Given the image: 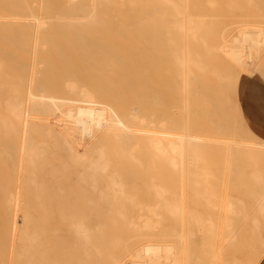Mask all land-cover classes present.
I'll list each match as a JSON object with an SVG mask.
<instances>
[{
	"label": "bare ground",
	"instance_id": "1",
	"mask_svg": "<svg viewBox=\"0 0 264 264\" xmlns=\"http://www.w3.org/2000/svg\"><path fill=\"white\" fill-rule=\"evenodd\" d=\"M262 70L264 0H0V264H264Z\"/></svg>",
	"mask_w": 264,
	"mask_h": 264
},
{
	"label": "crops",
	"instance_id": "2",
	"mask_svg": "<svg viewBox=\"0 0 264 264\" xmlns=\"http://www.w3.org/2000/svg\"><path fill=\"white\" fill-rule=\"evenodd\" d=\"M240 112L250 132L264 141V70L246 83L240 100Z\"/></svg>",
	"mask_w": 264,
	"mask_h": 264
},
{
	"label": "rangeland",
	"instance_id": "3",
	"mask_svg": "<svg viewBox=\"0 0 264 264\" xmlns=\"http://www.w3.org/2000/svg\"><path fill=\"white\" fill-rule=\"evenodd\" d=\"M220 8H225L224 6H221ZM164 94H165V97L168 99V101H167V104H169V107L173 104V101H170V92H169V90L167 89V88H164ZM171 111H174V108H168L167 109V112L168 113H171Z\"/></svg>",
	"mask_w": 264,
	"mask_h": 264
}]
</instances>
